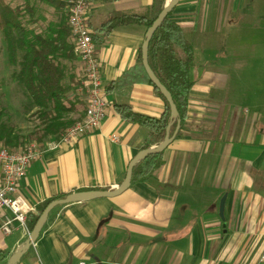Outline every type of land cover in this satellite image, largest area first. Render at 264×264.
Listing matches in <instances>:
<instances>
[{
	"label": "crops",
	"instance_id": "crops-1",
	"mask_svg": "<svg viewBox=\"0 0 264 264\" xmlns=\"http://www.w3.org/2000/svg\"><path fill=\"white\" fill-rule=\"evenodd\" d=\"M202 1L178 0L170 16L192 40L194 83L187 118L180 135L163 151L162 167L153 178L130 185L116 197L55 207L35 243L14 264H264V25L254 29V39L242 40V87L231 88L227 72L216 69L213 49L196 50L204 44L205 25L212 22ZM87 2V23L96 38H101L99 27L110 13H142L152 4ZM253 9L262 22V10L257 4ZM34 24L29 30L41 34L45 26ZM145 33L142 26H124L94 42L106 116L95 131L58 150L44 151L28 167L17 194L35 209L32 215L44 201L62 194L118 188L129 163L143 150L149 132L122 121L114 106L126 105L154 118L164 110L150 85L124 84ZM249 48L255 49V65ZM74 56L72 64L63 63L81 85L83 65ZM0 63L6 67L4 43ZM74 95L80 103L70 116L80 120L86 97L78 87ZM6 217L12 213L0 209V227ZM29 235L17 222L10 234L0 230V264L20 252Z\"/></svg>",
	"mask_w": 264,
	"mask_h": 264
},
{
	"label": "trees",
	"instance_id": "trees-1",
	"mask_svg": "<svg viewBox=\"0 0 264 264\" xmlns=\"http://www.w3.org/2000/svg\"><path fill=\"white\" fill-rule=\"evenodd\" d=\"M24 1L22 7H11L6 0H0V33L3 36L10 81L25 94L29 100V108L34 109V115L38 119V126L29 137L42 145L78 121L70 118V115L75 114V104L80 103L77 95L73 97L80 83L75 81L74 74L69 73L63 63L69 61L72 64L75 58L70 30L66 24L65 0H35L51 9L58 18L49 23L40 21L45 26L41 34H34L33 30L25 27V19L29 18L27 22L32 25L39 22L40 16L35 19L36 7L29 0ZM165 1L152 0L151 6L142 13H110L99 27L101 38L93 37V41L104 40L119 27L138 25L147 30L161 12ZM172 11L154 31L148 44L147 58L151 71L170 93L177 110V119L182 126L187 118L189 93L194 83L191 77L194 53L182 27L171 19ZM136 82L152 87L163 101L162 114L158 118L148 117L134 112L126 105H116L114 111L122 121L141 126L149 132L143 148L145 150L164 140L171 119L168 102L151 83L142 66L141 51L136 65L128 71V76L124 79V84ZM5 114V111L0 110V144L7 149H18L25 143L24 138L10 123L4 121ZM175 127L176 121L169 129V136L173 134ZM178 135L180 129L176 137ZM162 153L151 154L139 161L133 168L130 185L153 178L162 167ZM64 196L66 194L44 201L38 206L37 215L29 214L26 218L28 231L31 232L38 215L51 201Z\"/></svg>",
	"mask_w": 264,
	"mask_h": 264
},
{
	"label": "built area",
	"instance_id": "built-area-1",
	"mask_svg": "<svg viewBox=\"0 0 264 264\" xmlns=\"http://www.w3.org/2000/svg\"><path fill=\"white\" fill-rule=\"evenodd\" d=\"M65 2L66 24L70 30L73 52L83 65L82 85L87 105L80 120L42 145L29 142L18 149L0 146V209H8L12 213V217H6L0 227L6 235L12 232L13 222H17L21 229L27 230L26 218L29 214L35 213V209L17 194L19 182L31 163L38 160L44 151L58 150L95 131L106 116L107 101L101 80V67L96 57L93 32L88 27L86 17L88 2L87 0H65ZM260 261L264 263V257H261Z\"/></svg>",
	"mask_w": 264,
	"mask_h": 264
},
{
	"label": "rangeland",
	"instance_id": "rangeland-1",
	"mask_svg": "<svg viewBox=\"0 0 264 264\" xmlns=\"http://www.w3.org/2000/svg\"><path fill=\"white\" fill-rule=\"evenodd\" d=\"M30 3L36 7L35 19L40 20L37 24H41L40 21H56L57 16L52 13V10L35 0H29ZM11 7L23 6L24 0H6ZM243 3V4H242ZM245 4V5H244ZM259 6L261 13H264V0H203L202 9H209L211 16V24L205 25V33L202 34L204 44L202 48H196L199 52L213 49V55L216 56L217 68L219 70L227 72L230 77L232 88L242 87V40H251L255 38L260 24L264 25V16L262 22L260 17L257 16L253 7ZM250 10L248 13L247 11ZM247 13V16L243 15ZM29 18L25 19V27L31 26V22H27ZM207 20V19H205ZM44 21V22H45ZM45 22V23H46ZM29 23V24H28ZM264 36V33H262ZM186 37L192 42L191 38ZM250 42V41H248ZM4 43L3 36L0 33V45ZM195 48V46H194ZM251 52L248 56H251L250 61L252 65L254 63V48L247 49ZM10 70L8 64L4 67L0 63V110L5 111V119L7 123H10L19 135L22 136L25 142L20 147L29 142H35L30 139L29 135L38 126V119L34 115V110L29 108V100L25 94L15 87L9 77ZM83 83V81H82ZM80 93L85 96V90L83 85L78 87ZM81 97V96H80ZM82 98V97H81ZM83 102V99L82 101ZM31 111H30V110ZM85 110V109H84ZM84 115V114H83ZM73 116H70L72 118ZM82 118V117H81ZM0 146H3L0 144ZM19 147V148H20Z\"/></svg>",
	"mask_w": 264,
	"mask_h": 264
},
{
	"label": "water",
	"instance_id": "water-1",
	"mask_svg": "<svg viewBox=\"0 0 264 264\" xmlns=\"http://www.w3.org/2000/svg\"><path fill=\"white\" fill-rule=\"evenodd\" d=\"M178 0H171L168 2V0L165 1L164 6L161 10V12L158 14L157 18L153 21L152 25L146 30L145 38L141 46V62L142 66L151 81V83L158 89V91L161 93V95L165 98V100L168 102L170 107V119L171 122L169 123L167 127V134L164 138V140L159 143L158 145L152 146L148 149L140 151L129 163L125 178L121 185L111 191H103V190H88V191H77V192H71L64 196L61 199H56L51 201L43 210L41 214L38 215L37 221L33 227V229L30 232L28 241L24 245L23 249L16 253L14 256H12L7 264H14L20 256L24 253V251L28 250L36 241L38 238V235L46 221V218L48 216V213L58 206L68 205L71 203L81 202V201H87V200H93L97 198H113L121 194L123 191L127 190L131 184V176L132 171L135 165L146 158L147 156L155 153L163 152L170 143L174 140L176 137V134L180 128V121L177 119L178 114L176 107L172 101V98L170 96V93L166 90V88L159 82V80L155 77L153 72L151 71L149 64H148V44L149 41L154 33V31L159 27V25L164 21V19L167 17V15L173 10V8L177 5ZM176 121V127L171 136H169V129L172 125V123ZM224 200L225 196H223L220 199L219 203V216L222 217L223 213V207H224Z\"/></svg>",
	"mask_w": 264,
	"mask_h": 264
},
{
	"label": "bare ground",
	"instance_id": "bare-ground-1",
	"mask_svg": "<svg viewBox=\"0 0 264 264\" xmlns=\"http://www.w3.org/2000/svg\"><path fill=\"white\" fill-rule=\"evenodd\" d=\"M171 0H168V2H170Z\"/></svg>",
	"mask_w": 264,
	"mask_h": 264
}]
</instances>
